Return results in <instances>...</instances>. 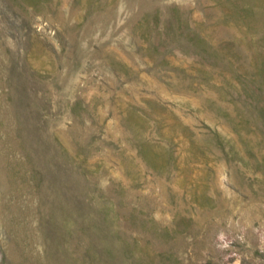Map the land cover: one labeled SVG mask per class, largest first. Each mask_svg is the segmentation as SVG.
Wrapping results in <instances>:
<instances>
[{
    "label": "rangeland",
    "instance_id": "374dc122",
    "mask_svg": "<svg viewBox=\"0 0 264 264\" xmlns=\"http://www.w3.org/2000/svg\"><path fill=\"white\" fill-rule=\"evenodd\" d=\"M0 264H264V0H0Z\"/></svg>",
    "mask_w": 264,
    "mask_h": 264
}]
</instances>
